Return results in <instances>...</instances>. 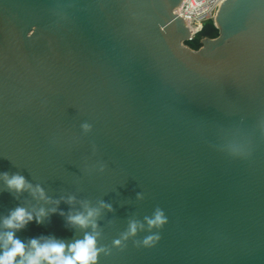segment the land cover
Listing matches in <instances>:
<instances>
[{
	"label": "water",
	"instance_id": "1",
	"mask_svg": "<svg viewBox=\"0 0 264 264\" xmlns=\"http://www.w3.org/2000/svg\"><path fill=\"white\" fill-rule=\"evenodd\" d=\"M182 2L0 0V254L14 231L26 256L87 234L95 264H264V0H225L197 50Z\"/></svg>",
	"mask_w": 264,
	"mask_h": 264
},
{
	"label": "clouds",
	"instance_id": "2",
	"mask_svg": "<svg viewBox=\"0 0 264 264\" xmlns=\"http://www.w3.org/2000/svg\"><path fill=\"white\" fill-rule=\"evenodd\" d=\"M85 129L89 126L84 125ZM7 175V174H5ZM8 187L15 189L16 191H22L25 188L26 181L23 176L13 175L7 181ZM42 194V193H41ZM94 213L88 212L87 216L78 214L69 217V222L80 227H87L89 218ZM33 217L26 212L25 209L17 207L11 212L10 216L5 220V227L12 230H18L23 228L28 222L32 221ZM37 223L40 221L37 219ZM151 226H162L166 223L162 211H157L155 218L148 221ZM136 231L135 224L131 225V232L134 234ZM153 239H159V237H148L145 240V244L149 245ZM119 244V241H116ZM32 248L34 249L31 255L25 254V245L19 239L15 238L14 231H8L6 234L5 250L0 254V264H17L16 257H26L27 264H41V261H47V264H95L97 257L96 240L92 235H85L84 239L77 240L76 242L65 245L62 242H51L45 244H39L37 239L30 241ZM11 245V247H7ZM68 249V255L65 254V248ZM20 264H24L22 259Z\"/></svg>",
	"mask_w": 264,
	"mask_h": 264
},
{
	"label": "built area",
	"instance_id": "3",
	"mask_svg": "<svg viewBox=\"0 0 264 264\" xmlns=\"http://www.w3.org/2000/svg\"><path fill=\"white\" fill-rule=\"evenodd\" d=\"M225 0H183L177 8L176 14L188 25L190 31L189 41L194 40L203 30L208 21H213Z\"/></svg>",
	"mask_w": 264,
	"mask_h": 264
},
{
	"label": "trees",
	"instance_id": "4",
	"mask_svg": "<svg viewBox=\"0 0 264 264\" xmlns=\"http://www.w3.org/2000/svg\"><path fill=\"white\" fill-rule=\"evenodd\" d=\"M218 35L219 31L211 20L205 23L202 32L194 40L188 41L187 45L192 49L197 50L201 47V41L204 38H216Z\"/></svg>",
	"mask_w": 264,
	"mask_h": 264
}]
</instances>
